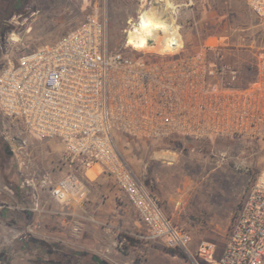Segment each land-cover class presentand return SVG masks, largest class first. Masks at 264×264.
I'll list each match as a JSON object with an SVG mask.
<instances>
[{
    "label": "built area",
    "instance_id": "1",
    "mask_svg": "<svg viewBox=\"0 0 264 264\" xmlns=\"http://www.w3.org/2000/svg\"><path fill=\"white\" fill-rule=\"evenodd\" d=\"M166 1L172 5L167 9L175 19L176 41L164 46L160 32L146 43L147 50L130 43L129 33L141 28L144 12L164 10ZM246 3L264 19V0ZM176 8L171 0H143L137 16L128 20L120 49L109 47L105 16L93 14L53 43L7 57L0 64V113L37 139L61 140L66 165L78 164L87 171L100 167L115 179L148 229L145 238L163 240L195 258L190 234L165 215L158 198L118 150L115 135L264 142V50L250 66L254 78L238 84L237 66L218 61L223 51L219 44L182 52ZM9 148L23 176L20 187L33 196L34 209L43 191L63 206H83L87 171L74 169L61 177L41 173L25 158V144ZM5 208L11 206L0 204V210ZM227 240L216 259L217 246L208 239L199 242L196 254L209 264H264V186L249 192Z\"/></svg>",
    "mask_w": 264,
    "mask_h": 264
},
{
    "label": "rangeland",
    "instance_id": "2",
    "mask_svg": "<svg viewBox=\"0 0 264 264\" xmlns=\"http://www.w3.org/2000/svg\"><path fill=\"white\" fill-rule=\"evenodd\" d=\"M142 3L28 0L16 9L7 0H0V64L7 57L53 43L93 14L105 16L109 47L120 49L128 20L137 16ZM218 12L219 17L202 22L198 37L197 32L186 37L188 25L183 24L182 52L193 51L185 38L219 42V37L227 36L230 44L222 45L218 61L237 66L241 82L249 80L254 77L250 66L264 50V19L250 10L246 0H222ZM147 40L129 42L144 49ZM12 143L26 145L25 158H31L41 173L61 177L79 169L78 164H65L61 140L37 139L20 122L0 113V204L11 206L7 209L12 226L8 244L12 247L11 264H209L196 254L199 242L214 241L217 247L213 258H218L249 192L255 186H264V142L144 138L117 133L116 146L129 166L158 198L165 215L190 234L192 258L186 250L170 247L163 240L145 238L148 229L115 179L98 166L78 170L87 171L84 179L88 195L82 207L63 206L43 191L34 209L33 196L20 187L23 176L17 159L6 152ZM165 152L174 154L175 160L162 157ZM220 153L218 158L214 156Z\"/></svg>",
    "mask_w": 264,
    "mask_h": 264
},
{
    "label": "crops",
    "instance_id": "3",
    "mask_svg": "<svg viewBox=\"0 0 264 264\" xmlns=\"http://www.w3.org/2000/svg\"><path fill=\"white\" fill-rule=\"evenodd\" d=\"M221 1L222 0H171L172 4L177 7V21L181 29L183 24L188 25V27H186V37L187 35L193 36L196 32L198 37V32L203 29V21L207 19L214 20L219 17L218 11L220 10ZM182 19L183 23L181 22ZM228 38L227 36H221L219 37V42L208 39H205L203 42H200V39H198L196 42V38L195 40L185 38L184 41L186 45L190 44V49L193 50L190 53H194L199 51L207 43H216L220 46L228 45L230 44ZM9 215L7 208L0 212V264H11L12 262V248L8 245L10 243V228L12 227L11 222H9ZM20 221H22L21 217L19 218V222Z\"/></svg>",
    "mask_w": 264,
    "mask_h": 264
},
{
    "label": "bare ground",
    "instance_id": "4",
    "mask_svg": "<svg viewBox=\"0 0 264 264\" xmlns=\"http://www.w3.org/2000/svg\"><path fill=\"white\" fill-rule=\"evenodd\" d=\"M166 7L164 10H158L157 8H151L150 10L144 12L142 18L143 23L140 26L141 28L137 31H131L129 33V40L131 41H139L146 40L151 37H158V33H162L163 37V45L169 46L171 42H175L177 35V27L174 25L175 19L172 17L169 9L171 3L166 1ZM164 14V15H163ZM163 15V16H162ZM155 40V39H154ZM148 40L146 41V43ZM139 48V47H138ZM146 48V49H145ZM142 50H147V46ZM141 49V48H140ZM162 157L168 160H175V156L172 153H163Z\"/></svg>",
    "mask_w": 264,
    "mask_h": 264
},
{
    "label": "flooded vegetation",
    "instance_id": "5",
    "mask_svg": "<svg viewBox=\"0 0 264 264\" xmlns=\"http://www.w3.org/2000/svg\"><path fill=\"white\" fill-rule=\"evenodd\" d=\"M8 3L13 6L16 9L22 8V6L28 1V0H7ZM7 152V151H6Z\"/></svg>",
    "mask_w": 264,
    "mask_h": 264
},
{
    "label": "trees",
    "instance_id": "6",
    "mask_svg": "<svg viewBox=\"0 0 264 264\" xmlns=\"http://www.w3.org/2000/svg\"><path fill=\"white\" fill-rule=\"evenodd\" d=\"M251 71H252V69H251ZM253 72V71H252ZM253 74H254V72H253ZM254 76H255V74H254ZM254 78V77H253ZM253 78H251V79H249V80H245L244 82H241L240 81V77H239V82H238V84H241V85H244V84H246L247 82H249L250 80H252ZM12 248V247H11ZM24 251V250H23ZM15 252V251H14ZM19 254L20 255H22V249H20L19 251Z\"/></svg>",
    "mask_w": 264,
    "mask_h": 264
},
{
    "label": "water",
    "instance_id": "7",
    "mask_svg": "<svg viewBox=\"0 0 264 264\" xmlns=\"http://www.w3.org/2000/svg\"><path fill=\"white\" fill-rule=\"evenodd\" d=\"M148 43H152V39H151V38H149ZM6 151H7L8 153H11V152L9 151V147H8V146L6 147Z\"/></svg>",
    "mask_w": 264,
    "mask_h": 264
}]
</instances>
